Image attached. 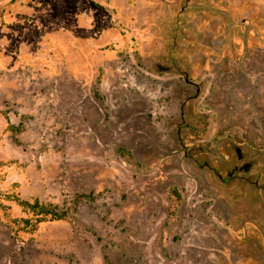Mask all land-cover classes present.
<instances>
[{
    "label": "rangeland",
    "instance_id": "obj_1",
    "mask_svg": "<svg viewBox=\"0 0 264 264\" xmlns=\"http://www.w3.org/2000/svg\"><path fill=\"white\" fill-rule=\"evenodd\" d=\"M0 264H264V0H0Z\"/></svg>",
    "mask_w": 264,
    "mask_h": 264
},
{
    "label": "trees",
    "instance_id": "obj_2",
    "mask_svg": "<svg viewBox=\"0 0 264 264\" xmlns=\"http://www.w3.org/2000/svg\"><path fill=\"white\" fill-rule=\"evenodd\" d=\"M15 200L23 210L33 216L34 223H39L44 220H57L63 218L65 215L64 211L58 210L50 204H45L38 198L28 201L15 196Z\"/></svg>",
    "mask_w": 264,
    "mask_h": 264
},
{
    "label": "flooded vegetation",
    "instance_id": "obj_3",
    "mask_svg": "<svg viewBox=\"0 0 264 264\" xmlns=\"http://www.w3.org/2000/svg\"><path fill=\"white\" fill-rule=\"evenodd\" d=\"M237 152L239 153V157L241 158L243 156V154L241 152H239V150ZM242 167H243L244 170H247L248 169V164L244 163Z\"/></svg>",
    "mask_w": 264,
    "mask_h": 264
}]
</instances>
